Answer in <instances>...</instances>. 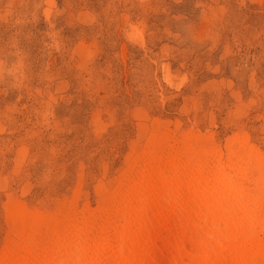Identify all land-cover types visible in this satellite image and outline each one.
Masks as SVG:
<instances>
[{
    "label": "rangeland",
    "instance_id": "374dc122",
    "mask_svg": "<svg viewBox=\"0 0 264 264\" xmlns=\"http://www.w3.org/2000/svg\"><path fill=\"white\" fill-rule=\"evenodd\" d=\"M171 177L237 181L264 264V0H0V264L96 251Z\"/></svg>",
    "mask_w": 264,
    "mask_h": 264
},
{
    "label": "bare ground",
    "instance_id": "6f19581e",
    "mask_svg": "<svg viewBox=\"0 0 264 264\" xmlns=\"http://www.w3.org/2000/svg\"><path fill=\"white\" fill-rule=\"evenodd\" d=\"M184 181L171 177L168 187L125 196L96 251L79 240L65 252L63 243L50 264H238V235L250 238L237 181L195 188Z\"/></svg>",
    "mask_w": 264,
    "mask_h": 264
}]
</instances>
